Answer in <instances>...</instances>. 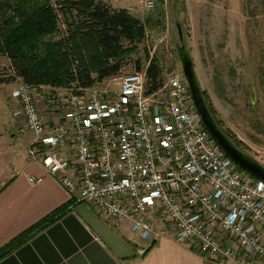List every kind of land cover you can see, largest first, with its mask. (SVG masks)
<instances>
[{
  "label": "built area",
  "instance_id": "2783aa9c",
  "mask_svg": "<svg viewBox=\"0 0 264 264\" xmlns=\"http://www.w3.org/2000/svg\"><path fill=\"white\" fill-rule=\"evenodd\" d=\"M34 89L23 82L14 88L13 116L33 137L30 160L75 202H88L113 225L129 222L143 241L162 234L159 222L211 261L264 263V182L210 138L182 73L152 93L145 68L65 89L46 101L49 118Z\"/></svg>",
  "mask_w": 264,
  "mask_h": 264
},
{
  "label": "rangeland",
  "instance_id": "374dc122",
  "mask_svg": "<svg viewBox=\"0 0 264 264\" xmlns=\"http://www.w3.org/2000/svg\"><path fill=\"white\" fill-rule=\"evenodd\" d=\"M112 10L126 9L141 21L150 19L138 52L132 54L119 75L136 72L135 61L144 67V52L161 64V82L182 73L179 47L189 53L196 80L206 103L213 107L220 129L234 146L264 167V0H97ZM146 2L153 6L147 8ZM59 31L64 17L55 7ZM181 32V40L178 34ZM22 81L13 78L7 58L0 54V139L16 134L23 154L30 134L16 118L17 102L11 92ZM65 88L34 89L38 103L56 99ZM41 104H39V108ZM242 144L238 145L236 141Z\"/></svg>",
  "mask_w": 264,
  "mask_h": 264
},
{
  "label": "crops",
  "instance_id": "0c3cea01",
  "mask_svg": "<svg viewBox=\"0 0 264 264\" xmlns=\"http://www.w3.org/2000/svg\"><path fill=\"white\" fill-rule=\"evenodd\" d=\"M45 103L39 101L41 112L49 118ZM16 119L21 129L23 119ZM9 136L13 137L0 139V250L32 227L50 221L1 256L0 264H234L195 253L190 243L175 241L159 222L157 230L162 234L153 241L132 233L129 222L111 224L88 202H75L41 165L30 160L31 135L25 155L16 134ZM60 153L68 155L66 150ZM142 247L146 252L139 256L136 250Z\"/></svg>",
  "mask_w": 264,
  "mask_h": 264
},
{
  "label": "trees",
  "instance_id": "16d2710c",
  "mask_svg": "<svg viewBox=\"0 0 264 264\" xmlns=\"http://www.w3.org/2000/svg\"><path fill=\"white\" fill-rule=\"evenodd\" d=\"M56 6L64 17L61 33ZM148 29H153L150 19L141 21L126 9L112 10L97 0H0V54L9 61L13 78L34 88L86 89L119 75L144 43ZM143 58L147 92L152 93L162 86L161 64L148 51ZM135 70H141L139 60ZM206 107L220 129L215 110L210 103ZM48 221L2 248L0 257Z\"/></svg>",
  "mask_w": 264,
  "mask_h": 264
},
{
  "label": "water",
  "instance_id": "95a60500",
  "mask_svg": "<svg viewBox=\"0 0 264 264\" xmlns=\"http://www.w3.org/2000/svg\"><path fill=\"white\" fill-rule=\"evenodd\" d=\"M178 34L181 40V32L179 27ZM179 59L181 63L182 75L187 82L192 102L200 116L202 125L209 134L210 138L216 143L223 154L240 170L247 173L252 178L264 182V167L251 157L238 150L216 126L201 95V90L196 80L190 55L184 50L183 46L179 47Z\"/></svg>",
  "mask_w": 264,
  "mask_h": 264
},
{
  "label": "flooded vegetation",
  "instance_id": "af4514ba",
  "mask_svg": "<svg viewBox=\"0 0 264 264\" xmlns=\"http://www.w3.org/2000/svg\"><path fill=\"white\" fill-rule=\"evenodd\" d=\"M201 95H202V97H203V99H204V95H203V92L201 91ZM204 101H205V99H204ZM206 104V103H205ZM230 142L232 143V141L230 140ZM233 144V143H232ZM245 154V153H244Z\"/></svg>",
  "mask_w": 264,
  "mask_h": 264
}]
</instances>
